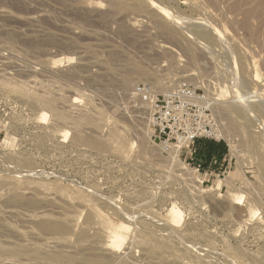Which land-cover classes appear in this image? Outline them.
Listing matches in <instances>:
<instances>
[{"label":"rangeland","instance_id":"374dc122","mask_svg":"<svg viewBox=\"0 0 264 264\" xmlns=\"http://www.w3.org/2000/svg\"><path fill=\"white\" fill-rule=\"evenodd\" d=\"M139 84L197 88L226 161L158 142ZM0 264H264V0H0Z\"/></svg>","mask_w":264,"mask_h":264},{"label":"built area","instance_id":"2783aa9c","mask_svg":"<svg viewBox=\"0 0 264 264\" xmlns=\"http://www.w3.org/2000/svg\"><path fill=\"white\" fill-rule=\"evenodd\" d=\"M134 94L139 103L151 108L152 135L168 149L192 150L198 139L214 136L215 118L197 88L181 85L157 94L139 84Z\"/></svg>","mask_w":264,"mask_h":264},{"label":"bare ground","instance_id":"6f19581e","mask_svg":"<svg viewBox=\"0 0 264 264\" xmlns=\"http://www.w3.org/2000/svg\"><path fill=\"white\" fill-rule=\"evenodd\" d=\"M175 23V22H174ZM167 27V26H166ZM165 28V27H164ZM163 28V29H164ZM168 28V27H167ZM170 29V28H169ZM165 30H167V29H165ZM167 32H168V35H170L171 37H175V35H174V33H173V31H172V29L171 30H167ZM170 37V38H171ZM173 40V39H172ZM170 41V43L169 44H165L164 45V47H166V49H168L169 51H170V49H172V47L174 46V44H173V46H171L172 44H171V40H169ZM168 41V42H169ZM167 42V41H166ZM167 42V43H168ZM171 44V45H170ZM163 46V45H162ZM164 47H163V49H164ZM174 50H175V48H174ZM160 52V51H159ZM171 52H173V50L171 51ZM168 53V52H167ZM194 53V52H193ZM195 54V53H194ZM173 56V55H172ZM161 57V56H160ZM67 60H71L72 58L71 57H67L66 58ZM127 79V78H126ZM126 82V81H125ZM13 83V82H12ZM127 83L129 84L130 82H126V86H127ZM129 86V85H128ZM25 87V86H24ZM27 89H28V87H27ZM53 94V93H52ZM225 96V95H224ZM236 97L238 98V101L240 100V103L239 104H236L235 103V105L234 106H225L224 108H223V115L224 116H226V115H230V113H233V112H236L237 114H239L240 116H243L244 114H246V115H248V112L251 110V106L249 105V104H247V102L245 101V96H243V95H241V93H239V94H236ZM23 99V98H22ZM25 99V98H24ZM51 101V100H50ZM50 101H48L47 100V102L48 103H51ZM54 101V100H53ZM46 102V101H45ZM47 102H46V105H47ZM242 103H243V105H242ZM49 105V104H48ZM51 105V104H50ZM262 106H263V104H261ZM37 108V107H36ZM53 108V107H52ZM40 111V110H39ZM222 111V110H221ZM38 115V114H37ZM72 115V114H71ZM100 116V115H99ZM58 117L61 119V120H67L68 118H65V117H63L61 114L60 115H58ZM41 118H43V119H45L46 118V113H42L41 114ZM56 118V117H55ZM83 118V117H82ZM86 118V117H85ZM76 119V118H75ZM79 120V119H78ZM98 120V119H97ZM68 122V121H67ZM77 122V121H76ZM73 124H74V121L72 122ZM82 124H83V122H82ZM85 124H86V122H85ZM96 124H98V121L96 122ZM76 126H77V129H78V133L77 134H75V135H77V139H80V140H82V141H90L89 140V138H87V137H85V136H83V134H81L82 133V131L80 130V129H82L83 128V126L81 125V122H80V124H75ZM75 126V127H76ZM79 126H82V127H79ZM90 126V125H89ZM73 127V126H72ZM86 127V126H85ZM80 128V129H79ZM84 129V128H83ZM82 129V130H83ZM216 129V128H215ZM65 130V129H64ZM76 130V129H75ZM80 131H81V133H80ZM77 132V131H76ZM217 131L216 130H214V133H216ZM122 133V132H121ZM97 134V133H96ZM120 135V134H119ZM113 136V135H112ZM115 136V135H114ZM116 137V136H115ZM115 137H113V138H115ZM118 138V137H117ZM100 139V138H99ZM79 140V141H80ZM95 140V139H94ZM94 140L91 138V141L92 142H94ZM91 141H90V143H91ZM96 142H97V140L94 142V143H92V145L93 144H96ZM99 142V141H98ZM97 142V144L96 145H101L102 144V142L101 143H98ZM112 142V141H111ZM89 143V144H90ZM114 143V142H113ZM112 143V144H113ZM121 143V142H120ZM119 143V144H120ZM123 143V142H122ZM128 143V142H127ZM109 144H111V143H109ZM123 145V144H122ZM119 146V145H118ZM121 146V145H120ZM117 147V146H115L116 148H117V150H118V148H123V146H121V147ZM162 146H163V144H162ZM113 147V146H112ZM114 147V148H115ZM114 150V149H113ZM116 150V149H115ZM123 150H124V148H123ZM123 150H122V152H123ZM174 150V149H173ZM120 151V150H119ZM175 152H177V153H179V150L178 149H175L174 150ZM188 170V171H187ZM186 171H187V173L190 175L191 174V170H189L188 168L186 169ZM193 172V171H192ZM198 177V176H197ZM202 180V179H201ZM3 188V187H2ZM259 195V194H258ZM261 197V196H260ZM234 198H235V196H234ZM238 199H239V197H238ZM240 200V199H239ZM170 214H171V218H172V221L173 222H175L176 224H178L180 221H181V219H182V213H181V211L180 210H177L175 207H172L171 209H170ZM258 212V211H257ZM43 213V212H42ZM169 214V215H170ZM250 214H252V215H255L256 214V210L254 211L253 209L251 210V212H250ZM46 215V214H45ZM251 215V216H252ZM253 217V216H252ZM171 220V219H170ZM42 221V220H41ZM44 221H46V220H44ZM50 221V220H49ZM55 223H57V222H55ZM38 225V224H37ZM59 225V224H58ZM174 225V224H173ZM53 226V228H55V230L57 229V227H55L56 226V224H55V226L54 225H52ZM52 226H48L49 228H52ZM64 226H66V225H64ZM3 227V226H2ZM44 227V226H43ZM47 227V228H48ZM60 227H61V225H60ZM52 228V229H53ZM62 228L64 229V228H67V227H63L62 226ZM44 229H46V228H44ZM51 229V230H52ZM47 230V229H46ZM54 230V229H53ZM61 230V231H60ZM59 231L60 232H62V229H60L59 228ZM54 232V231H53ZM119 232V230H113V238H112V240H109L110 241V247L112 248V249H114V250H119L121 247H122V244H123V241H124V236L121 234V233H118ZM9 233V232H8ZM56 233V232H55ZM111 237V236H110ZM15 239V238H14ZM3 241V240H2ZM5 245V244H4ZM3 250V249H2ZM108 250V249H107ZM7 251V250H6ZM19 252H21V251H19ZM41 252V251H40ZM53 252V251H52ZM113 253V252H112ZM8 254V253H7ZM58 254V253H57ZM59 256V255H58ZM123 256V255H122ZM121 256V257H122ZM32 258V257H31ZM89 258V257H88ZM94 258V257H93ZM103 258V257H102ZM124 258V257H123ZM45 259V258H44ZM90 259V258H89ZM104 260H106L107 258L105 257V258H103ZM102 261V260H101ZM90 262V261H89Z\"/></svg>","mask_w":264,"mask_h":264},{"label":"crops","instance_id":"0c3cea01","mask_svg":"<svg viewBox=\"0 0 264 264\" xmlns=\"http://www.w3.org/2000/svg\"><path fill=\"white\" fill-rule=\"evenodd\" d=\"M221 142L224 141L205 138L198 139L195 142L192 152L190 150L186 157L193 159L195 161V164L198 166H202V168H215L217 164H223L227 159V144L225 143L224 145ZM210 147L212 148V151H214L210 154V160L207 162L205 156L207 153H210V149H208ZM205 162H207L208 165H205Z\"/></svg>","mask_w":264,"mask_h":264},{"label":"trees","instance_id":"16d2710c","mask_svg":"<svg viewBox=\"0 0 264 264\" xmlns=\"http://www.w3.org/2000/svg\"><path fill=\"white\" fill-rule=\"evenodd\" d=\"M212 141H214V140H212ZM221 143H223L224 145H225V142H221ZM208 149H210V153L208 154H206V160H207V162L210 160V154L214 151H212V148L210 147V148H208ZM207 162H205V165H208V163ZM200 167H202V166H200Z\"/></svg>","mask_w":264,"mask_h":264}]
</instances>
